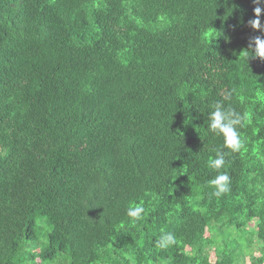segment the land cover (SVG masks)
<instances>
[{"label": "trees", "instance_id": "1", "mask_svg": "<svg viewBox=\"0 0 264 264\" xmlns=\"http://www.w3.org/2000/svg\"><path fill=\"white\" fill-rule=\"evenodd\" d=\"M254 7L0 0V264H264ZM216 102L246 118L239 152Z\"/></svg>", "mask_w": 264, "mask_h": 264}, {"label": "clouds", "instance_id": "2", "mask_svg": "<svg viewBox=\"0 0 264 264\" xmlns=\"http://www.w3.org/2000/svg\"><path fill=\"white\" fill-rule=\"evenodd\" d=\"M255 5L254 19L249 24L252 29L258 30L261 34L252 38L249 43L250 51H244L246 61L249 59L264 61V0H253ZM246 118L230 106H225L222 102H216L212 106V111L208 115V130L213 134L222 137L224 148L232 153L239 152L244 147V141L241 138L239 127L243 126ZM226 153H217L216 157L210 160V166L219 170L225 165ZM210 183L217 189L216 195L227 190L229 176L226 173L218 174ZM144 209L139 205L130 206L128 215L134 220L140 218ZM164 242L168 243L173 240L169 234L165 236Z\"/></svg>", "mask_w": 264, "mask_h": 264}]
</instances>
